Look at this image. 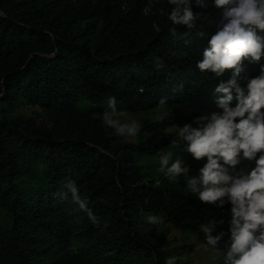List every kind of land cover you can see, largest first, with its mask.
I'll return each instance as SVG.
<instances>
[{"label":"trees","instance_id":"16d2710c","mask_svg":"<svg viewBox=\"0 0 264 264\" xmlns=\"http://www.w3.org/2000/svg\"><path fill=\"white\" fill-rule=\"evenodd\" d=\"M171 9L168 0H0V264H166L164 240L138 228L149 216L205 245L201 224L223 219L217 231H227L228 206L203 204L184 176L160 171L168 153L198 173L203 161L178 126L215 110L219 83L196 63L222 11L209 8L189 30L172 25ZM258 73L246 62L242 75ZM110 97L116 114L173 109L119 136L103 123Z\"/></svg>","mask_w":264,"mask_h":264},{"label":"clouds","instance_id":"9594fccd","mask_svg":"<svg viewBox=\"0 0 264 264\" xmlns=\"http://www.w3.org/2000/svg\"><path fill=\"white\" fill-rule=\"evenodd\" d=\"M172 6L168 20L191 30L207 19V10L222 11L208 46L196 67L219 80L214 89L215 110L206 111L178 128L179 140L195 161H203L196 175L181 157L174 161L168 153L160 156V171L169 180L186 178V188L200 202L219 209L228 206L227 231H217L224 220L213 219L200 225L209 246L217 248L225 236L224 264H264V0H168ZM200 11L194 12L193 7ZM175 31V28L171 29ZM201 38L206 33L199 32ZM248 65H258L255 76L242 75ZM227 75V78L224 77ZM241 81L244 83L242 84ZM166 99L160 100L165 105ZM103 123L119 136H136L141 125L133 120L115 119V97L108 99ZM177 141L173 140V147ZM171 161V163H170ZM89 220L99 218L81 199L75 182L66 185ZM158 223L159 218L149 216ZM169 258L166 264H173Z\"/></svg>","mask_w":264,"mask_h":264},{"label":"rangeland","instance_id":"374dc122","mask_svg":"<svg viewBox=\"0 0 264 264\" xmlns=\"http://www.w3.org/2000/svg\"><path fill=\"white\" fill-rule=\"evenodd\" d=\"M106 106L108 107V102ZM172 109L170 108L168 111L160 109L138 114L124 112V114H115L114 118L122 124L131 123L133 120L139 124L152 123L167 115ZM163 217H158L159 220L156 224L150 223L148 217H143L139 221L138 228L144 237L152 242L164 240V249L170 252L168 259L175 258L173 264H224L223 253L226 252L225 250L200 243L195 233L180 231L169 225Z\"/></svg>","mask_w":264,"mask_h":264},{"label":"water","instance_id":"95a60500","mask_svg":"<svg viewBox=\"0 0 264 264\" xmlns=\"http://www.w3.org/2000/svg\"><path fill=\"white\" fill-rule=\"evenodd\" d=\"M2 16H3V14L2 13H0Z\"/></svg>","mask_w":264,"mask_h":264}]
</instances>
